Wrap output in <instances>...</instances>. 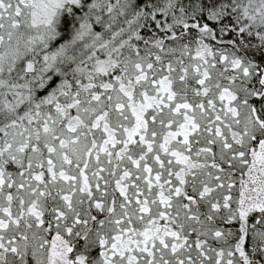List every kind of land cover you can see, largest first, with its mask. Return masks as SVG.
I'll use <instances>...</instances> for the list:
<instances>
[{"label": "snow or ice", "instance_id": "6c2138e0", "mask_svg": "<svg viewBox=\"0 0 264 264\" xmlns=\"http://www.w3.org/2000/svg\"><path fill=\"white\" fill-rule=\"evenodd\" d=\"M0 264H264V0H0Z\"/></svg>", "mask_w": 264, "mask_h": 264}]
</instances>
